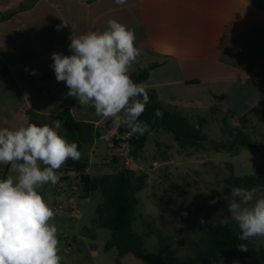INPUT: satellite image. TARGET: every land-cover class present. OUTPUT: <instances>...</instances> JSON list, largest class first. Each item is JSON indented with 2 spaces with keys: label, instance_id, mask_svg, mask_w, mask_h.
I'll return each instance as SVG.
<instances>
[{
  "label": "crops",
  "instance_id": "0c3cea01",
  "mask_svg": "<svg viewBox=\"0 0 264 264\" xmlns=\"http://www.w3.org/2000/svg\"><path fill=\"white\" fill-rule=\"evenodd\" d=\"M109 19L135 32L140 55L129 69L130 76L158 64L142 85L155 91L169 111L187 105L179 113L191 116L194 103L206 98L205 89L240 91L256 86L264 92V10L250 0H127L124 5L114 0H0V128L15 130L30 123L29 110L42 124L64 121L61 135L67 132L66 110L78 122L99 126L101 133L106 123L114 125L111 118L98 117L90 105L68 97L66 83L56 81L51 67L53 52L72 54L68 48L72 35L102 32ZM63 21L68 26L57 31ZM254 104L258 110L264 108L261 100ZM65 167L57 172L58 184L43 186L50 191L43 197L49 204L54 202L55 214L63 212L57 206L58 190L69 189L78 175L65 172ZM11 170L0 164V179L9 177ZM68 203L73 213H80L74 210L80 202L72 193ZM85 237L83 230L73 245H81ZM88 258L94 262L97 255Z\"/></svg>",
  "mask_w": 264,
  "mask_h": 264
},
{
  "label": "rangeland",
  "instance_id": "374dc122",
  "mask_svg": "<svg viewBox=\"0 0 264 264\" xmlns=\"http://www.w3.org/2000/svg\"><path fill=\"white\" fill-rule=\"evenodd\" d=\"M203 93L206 98L196 101L191 116L185 114V117L194 125L204 119L203 132L210 141L229 143L232 141L231 133L241 130L250 135L260 149H243L233 156L227 151H215L210 142L202 150L185 148L175 141L173 135L160 131L148 136L144 152L138 160L131 156L127 148L113 147L101 138L96 139L93 150L92 146H84L81 150V159L91 162V176L116 173L125 168L147 174V183L138 193L134 229L146 238V248L152 253L159 251V237L170 243L175 251V263L193 256L194 244L202 239L200 218L212 222L232 221L227 209L234 188L228 183L231 166L237 176L264 177V121L254 104L257 100L264 104V92L251 86L240 91L205 89ZM176 102L180 105L181 99ZM184 103L187 104V101ZM187 109V105L184 108L174 106L170 111ZM109 124L114 129L115 124ZM101 129L102 133H106L104 127ZM15 175L11 170L9 176L14 178ZM74 176L69 189L58 190L57 206L63 212L56 213L50 221L58 230L61 264H115L117 251L104 250L105 243L111 238L110 230L93 224L102 196L96 193L82 201L80 177ZM38 191L43 196L50 193L49 190L45 192L43 187ZM70 193L79 199L80 203H75L77 206L74 207L79 214L73 213L72 204L68 203ZM260 196L263 195L257 193V197ZM213 198H219L215 205L209 203ZM50 206L55 210L54 202ZM184 212L188 214L186 217L182 215ZM178 224L184 226L178 227ZM83 230L86 237L81 240L82 244L73 245V239L80 238ZM65 237L68 244L63 243ZM255 243L264 246V237H257ZM91 245L95 246L93 251ZM65 250H70V254H65ZM92 253L97 255L94 262L88 258ZM123 264L143 262L127 255Z\"/></svg>",
  "mask_w": 264,
  "mask_h": 264
},
{
  "label": "clouds",
  "instance_id": "9594fccd",
  "mask_svg": "<svg viewBox=\"0 0 264 264\" xmlns=\"http://www.w3.org/2000/svg\"><path fill=\"white\" fill-rule=\"evenodd\" d=\"M114 3L124 5L127 0ZM66 26L63 21L56 30ZM70 41L71 55L51 54L56 81L66 83V95L82 106L93 107L98 117L111 118L117 127L124 126L129 137L150 132V125L139 120L151 103L148 91L129 75L140 55L134 30L109 19L104 31L72 35ZM30 74L35 75V70ZM163 115L160 109L154 110L156 118L162 119ZM63 123L55 119L42 126L28 123L15 130L0 128V164L16 173L15 178L0 179V264H61L58 230L50 223L55 213L38 189L58 184V170L68 159L81 158L77 143L61 135ZM257 193H264V186L231 191L227 209L238 225L241 241L264 237V196L257 197ZM218 199L209 203L215 205ZM200 223H205L203 218ZM237 248L248 251L245 243ZM215 257L218 259L213 264H224L219 252Z\"/></svg>",
  "mask_w": 264,
  "mask_h": 264
},
{
  "label": "trees",
  "instance_id": "16d2710c",
  "mask_svg": "<svg viewBox=\"0 0 264 264\" xmlns=\"http://www.w3.org/2000/svg\"><path fill=\"white\" fill-rule=\"evenodd\" d=\"M257 8L264 10V0H250ZM158 64L152 65L148 69L139 70L133 73L131 79L142 84L149 80L151 70ZM148 91L151 103L146 106L144 113L139 117L140 121L147 122L150 125V132L144 135L136 134L129 139L131 156L138 160L144 152L148 136L153 133L165 131L173 135L175 141L185 148L205 149L210 142L215 151H227L233 156L243 149L259 150V145L252 137L245 132L238 130L232 132V141L217 142L210 141L203 132L205 124L204 119H200L197 125H194L187 117L179 112L167 110L159 101L158 94L155 91ZM160 109L163 112V118H156L154 110ZM259 111L264 121V108L259 107ZM30 123L38 126L44 124L37 120V114L29 110ZM66 134L64 135L69 142H75L78 150L81 152L84 146H92L99 138V131L95 124L81 123L74 119L70 111H65ZM110 124L104 125L109 129ZM119 134L127 133L124 126L118 127ZM65 172H74L80 177L82 185L81 199L85 200L96 193L102 196V203L96 211V218L93 224L98 228L110 230L111 238L105 243L106 252L116 250L118 256L115 264H123V259L127 255H133L141 260L143 264H213V260L218 259L216 254L223 257L224 263L232 259L254 258L264 259V246L257 245V237L250 238L248 241L238 239L239 228L235 221L212 222L205 221L200 226L202 239L194 244L193 256L175 263V251L162 237H159V251L152 253L146 248V238L138 234L134 229L137 221L136 209L139 206L138 193L143 190L147 183L148 176L143 172L133 169H122L116 173L91 176L87 173L88 162L82 160L66 161ZM66 178H63V180ZM231 187L252 188L254 186H264V177L261 176H237L231 166V175L228 179ZM264 196V193H261ZM245 243L248 251H239L237 246Z\"/></svg>",
  "mask_w": 264,
  "mask_h": 264
},
{
  "label": "built area",
  "instance_id": "2783aa9c",
  "mask_svg": "<svg viewBox=\"0 0 264 264\" xmlns=\"http://www.w3.org/2000/svg\"><path fill=\"white\" fill-rule=\"evenodd\" d=\"M96 128L99 131L100 127L96 126ZM99 134H100L99 138L103 139L104 141L109 142L113 147L122 146L124 148L130 149L129 139L131 137H129L127 135V133L119 134L118 128L114 129V130H108V131H106V133H101V131H100ZM115 150L117 151V149H115ZM63 243L68 244V240L66 237L63 239ZM238 264H251V263H248V262L242 260V261L238 262Z\"/></svg>",
  "mask_w": 264,
  "mask_h": 264
},
{
  "label": "water",
  "instance_id": "95a60500",
  "mask_svg": "<svg viewBox=\"0 0 264 264\" xmlns=\"http://www.w3.org/2000/svg\"><path fill=\"white\" fill-rule=\"evenodd\" d=\"M246 261L248 263H251V264H264V259H254V258H242V257H238V258H235V259H232L230 262L228 263H224V264H233V261H237V262H240V261Z\"/></svg>",
  "mask_w": 264,
  "mask_h": 264
}]
</instances>
